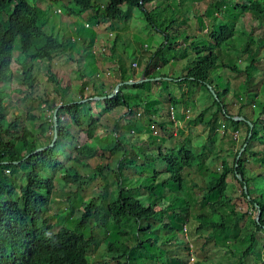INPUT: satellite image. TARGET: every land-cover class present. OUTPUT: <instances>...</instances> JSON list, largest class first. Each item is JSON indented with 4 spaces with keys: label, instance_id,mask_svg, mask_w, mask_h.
<instances>
[{
    "label": "trees",
    "instance_id": "trees-1",
    "mask_svg": "<svg viewBox=\"0 0 264 264\" xmlns=\"http://www.w3.org/2000/svg\"><path fill=\"white\" fill-rule=\"evenodd\" d=\"M75 1L82 9H92L91 0ZM153 1L155 0H111L108 7L104 9L102 17L108 20H118L126 13L123 7L138 8L144 13L149 25L160 30L155 15L156 9L149 10ZM245 3L237 4L235 8L237 14L242 13L239 12V8H241L245 13L253 11L260 17L264 16V0H246ZM37 11L36 7L27 0H0V82L11 81L14 72L13 64L16 61L14 47L16 41L19 40L21 56L16 71L23 74V83L27 87L29 96L34 95L36 78L33 77V72L35 65L47 62L50 69L54 66L56 57L73 54L76 50L79 52L78 43H73L72 37L69 41L62 42L59 37L47 33L44 24L39 23ZM96 14H99L98 10H96ZM161 32L166 34V45L164 44L149 61V67L145 72L146 78H161V80L171 78L170 72L166 73L165 70L159 68L160 62H157L163 49L170 44L171 35L162 30ZM236 34L237 30L234 25L222 24L218 30L213 28L209 31L208 41L195 40L194 37L192 40L189 36L186 39L189 45L184 46L186 48L185 55H194L195 59L186 73L182 74L183 80L179 83L203 86L214 101L201 114V120L199 117L195 121L199 120L204 125V118H207L206 112L214 110L209 124L211 128H214V123L219 118L224 119L226 130H234L243 124H246L247 128V136L243 143V146L245 144L247 146L239 159L240 150L234 154V161L231 165L227 160L223 161L220 175L211 182L205 183L204 196L200 203L208 204L211 207V215L200 213L196 216L199 225L194 228L197 235L193 241L196 239L206 242L214 241L217 232L229 226L226 223L227 216L222 210L233 201L231 197L227 196L230 175L241 186V195L250 204L249 206H252L255 212L260 208V219L257 221L256 217H252L253 224L257 230H264V195L253 196L254 193L256 194V189L250 185L251 179L247 176V164L250 162H253L258 167L260 175L264 176V151H256L254 148L256 143L264 146V99L260 103L249 101L244 105H239L237 113L231 112L229 103H226L229 84H226V87L220 82L217 84V77H215V74L223 72L228 75L229 72L226 70L233 72L229 73L232 76L245 73V84L250 88L260 63L264 62V40L260 41V39L263 47L258 48V51L250 49V45L242 51L250 57V62L245 65L244 69H239L234 65L235 59L227 61L229 57L225 55L226 49L227 53L232 51L228 47L230 44L232 45ZM250 39L253 41L252 36ZM170 50L172 51L171 48ZM167 62L169 61L167 60ZM156 70L158 71L151 73ZM50 74V80L57 85L55 91L60 99L58 102L54 100L49 107L50 115H37L30 112L26 115L27 117L24 113L10 115L11 105L7 102L11 99V94L0 89V264H92L94 259L90 257L102 243L105 245L104 251L112 255L109 261L114 260L115 264H123L122 259H126L125 264H142L137 253L142 255L145 253L149 258L148 264H164L165 259L172 264L182 263V259L169 255L172 248L168 249L167 247L168 236L159 240L154 234V227L158 226L155 221L162 222L157 231L166 230L173 233L174 230L171 225L162 221L163 209H158V206L168 199V190L182 196L186 169L196 167L200 168L202 173L211 171L203 162L206 153L195 154L191 147H188L189 142L179 150L170 149L167 153L160 151L158 156L166 164L170 176L164 181H159V171L155 170L151 173L146 169V163H143L140 165L142 166L141 171L147 172L143 173L146 175L143 179L146 185H139V180L134 181L123 172V169L127 168L138 169V165L131 166L125 162L128 151L132 148H128L130 140L124 138L121 133L119 117L112 120V125H109L108 121H102V118L104 115H113L120 108L125 109L126 112L123 115L128 116L125 130L129 131L131 140H136L140 137L141 127L148 131L147 122L139 121L135 115L143 109L145 115L150 113V127L155 122V129L158 128L160 132L167 133L169 125L172 128L174 124L172 116L164 118L160 122L161 124L154 118L157 116L154 113L161 109L159 106L164 104L154 99L152 90L144 89V84L124 85L116 96L94 100L95 103L104 104L100 112H95L87 105L90 102L89 98L111 94L118 83H115L111 90H105L103 84L100 83L92 84L90 86L91 93L85 92L84 88L87 86L85 83L82 85L81 95L78 97L75 96L76 94L72 92L71 88L62 87L54 74L51 72ZM220 78L223 81L222 75ZM210 86L214 88V92ZM137 93L144 94L147 101L142 97H136ZM193 94L194 91L189 92L190 96ZM186 95L187 93L184 92L183 97ZM36 97L40 100L41 106L50 103L48 98L40 95ZM169 97V103L172 106H177L176 96H173L172 93L169 94ZM61 102L63 106L58 111L57 141L46 151L34 153L38 148L52 143L54 138L53 109ZM155 103L159 108H153ZM257 104H259L258 115L255 111ZM65 115L70 117L77 127L85 129L86 140L84 142H81V139L71 131L72 124L69 121H63ZM235 116L244 117L246 121L253 124L250 140H248L249 125L245 122L234 121ZM27 120L34 121V129L30 128ZM132 131L136 134L131 133ZM153 138L154 136L151 135V139ZM90 141H94L97 147L92 146ZM68 147H72L70 155L74 157L70 163L62 161L60 158ZM105 151L109 153L108 156H111L107 162L95 165V169L90 175H84L80 167L90 168L88 159L105 158ZM115 156H117L118 170H113V166L111 167V163H109ZM15 168H18L17 171H21L23 174L20 185H16L12 179ZM7 170H10L9 174H7ZM107 173L115 175L114 182L108 181L109 174ZM8 175L10 176L8 177ZM239 175L243 178L242 181L239 180ZM56 180H59L63 186L60 193L66 211L70 215L78 210L79 223L74 229L58 226L63 223L57 222V216H50V213H47L51 203L59 199L54 196L57 190ZM160 180L163 179L160 178ZM95 181L102 185L103 192L108 187H114V189L108 194L106 193V196L105 193L95 196L87 188L91 182ZM245 186L247 193L244 189ZM142 190L149 193L147 205L138 195H135ZM115 192H117V197L109 198V196L113 197ZM17 195L18 198H16ZM239 211L234 210L237 224L245 221L248 216L247 212ZM171 236L173 237V235ZM254 237L253 235L252 240ZM190 242L188 239L187 242L179 243H182V246L190 251ZM174 245H176L175 241ZM95 255L97 254L95 253ZM249 255V250H245L242 257L239 258L238 264H246L245 258ZM257 256L256 258L259 260L260 253ZM196 264L204 263L197 261ZM260 264H264V261Z\"/></svg>",
    "mask_w": 264,
    "mask_h": 264
},
{
    "label": "rangeland",
    "instance_id": "rangeland-1",
    "mask_svg": "<svg viewBox=\"0 0 264 264\" xmlns=\"http://www.w3.org/2000/svg\"><path fill=\"white\" fill-rule=\"evenodd\" d=\"M27 1L36 7V11L38 10L37 14L39 19H37L39 20V23H42L43 20H45L46 27H44V29L47 33L59 37L62 42L65 40L69 41L71 37L74 36L75 41L78 43L77 49H79L81 45L84 46L82 47V51L79 50L78 52L76 50L73 54H63L56 57L54 66L52 68L50 67V69L47 62L35 65V70L33 72V77L36 78L34 83V95L29 96L27 93V87L24 86L23 83V74L16 71L21 56V45L20 41L17 40L14 47V58L16 61L14 62L15 64H13L14 72L11 81L8 83L0 82V89L11 94V99L7 102L11 105L10 115L13 113H24L25 117H27L26 115L29 112L37 115L51 114V110H48L49 107L53 104L54 100L58 102L60 99L56 95V83L50 80V72L57 77V81L62 87H72V92L78 97H80V90L85 83H87V86L84 88L85 92L91 93L90 86L92 84H99L105 80L116 79L121 76L133 79L138 76L139 80H141L149 67V61L151 58L161 50L164 44L166 45V34L162 33L161 30L167 32L171 35L169 40L170 44L167 45V48L163 49L157 62H160L158 64L159 68L165 71H172L173 68H176L174 71L175 77L164 78V80H160L161 78H154L143 83V87L144 89L152 90L154 99L164 104V108H162L163 106L161 105L159 106L161 109L154 113L157 115L154 118L159 121V124H161L160 121L164 118H167L169 115H174L175 119H173L174 124L172 127L176 130V133L179 134L181 123L175 124V120L181 119L184 122V129L189 128L191 135L187 139H185V134L174 137V134L170 131L169 138L165 139L164 136L161 135V132L158 131V128L155 129V122L150 127V113L149 115H145L144 110H139V112L142 113V116L135 113L136 119L147 122L149 132L145 135V142H143L145 143V146H143L142 149H139V153L142 155L143 160L146 163V169L151 173L155 170L159 171L158 173H160V175L158 176V180L164 181L170 175L167 171L166 164L161 161L158 156L159 152L162 151L163 153H167L170 149L179 150L184 144L190 141L188 147H191L195 154L203 153V151H206L207 154H209L208 159L205 156L203 162H207L211 171H205L202 173V170L196 167L186 169L184 172L185 182L183 184L185 188L182 196L168 190V199L161 202L158 206V209H163L162 213L164 217L162 221L171 225L174 229L173 233L166 230L157 231V229L161 227L162 222L155 221L158 226L156 228L154 227V234L157 235L159 240L168 236L169 242L167 247L168 249L172 248L169 255L182 259V263L180 264H196L197 261H202L204 264H238V261L240 260L239 258L242 257L245 250H249L250 253V255L245 258L246 264H260L263 262L264 230H257L253 224L252 217H256L257 212H255L254 208L249 206L250 204L242 197L241 186L234 180L232 175H230L228 179L229 184L227 196L232 197L233 201L222 210L224 215L227 216L226 223L229 226H227L226 229L218 231L214 241L206 242L201 239L193 241L197 235L194 228L199 225V222L196 221V216L200 215V213L211 215V207L208 206V204L202 205L199 203L202 202L201 200L204 196L203 191L205 189V183L211 182L214 178L220 175L222 171V162L224 160H228L229 158L230 161H234V154L242 149L244 140L247 136V128L246 124L240 125L237 130L238 136L236 137L233 131L229 133L226 130L224 133H220V130H222V123L220 120H223L222 118H219L214 123V128H211L209 125L211 115L214 112V110H212L211 112L207 111L205 115L207 118H204L205 124L203 125V128L207 130H203V132L199 131V128L197 127L201 124L199 121L201 120L200 116L207 107H210L213 104V98L203 86L192 83L180 84L179 81L181 80L174 79L181 78L183 76L182 74L186 73V70L195 59L194 55H185L186 48L184 46L189 45V42L186 41L187 37L190 36L192 40L194 37L195 40L197 39L199 41L209 40L208 35L205 34L204 36H201L199 33L200 31H197V29H200L197 27H200L202 23H204L203 25L206 26L208 32L213 28L218 30L222 24L234 25L237 34L234 37L232 45L230 44L231 46L229 45L228 47L231 48L232 51L227 53L225 47V55H228L229 57L227 61L235 59L234 65L239 69H244L245 65L250 62V57L242 51H244L248 45H250V49L253 51H258V48L263 47V44L260 41L264 40V16L260 17L259 14L253 11L245 13L241 8H239V12L242 13L237 14V9H235L237 4H246V0H155L150 4L149 10L156 9L155 15L161 28L160 30H156L149 25L144 13L138 8L129 9L128 6H125L126 13L118 20H108L103 18L102 14L104 9L108 7L111 0H91L94 2V4H92V9H82L77 5L75 0ZM45 7L47 11L43 12L42 10ZM96 10L99 11V14H96ZM243 13L245 14L243 15ZM68 15L71 16L72 19H69ZM241 15H243V17H241ZM186 22H188L187 25ZM51 28H53V30H51ZM206 30H204V33ZM94 31L98 33L94 35L97 37L96 44L93 42V37H90L94 34ZM62 32L64 34L63 37ZM91 32L92 34L89 36ZM250 36L253 37V41L250 39ZM81 42H83V44ZM119 42L120 44L118 45H121V42H123L126 46V50L118 48V53L121 56L119 61H115L112 55H109L108 53L107 55H104V52L102 51L104 48L112 47ZM71 56H73V59H71ZM167 60L169 62H167ZM172 60L173 62H170ZM136 64L138 65L137 68H135ZM259 66V70L255 74L253 84L250 85V88L245 84V73L232 76L229 73L232 74L233 72L226 70L229 72L228 75L225 72H220L222 74H215V77H217V84L220 82V84L225 87L226 84H229V94L226 103H229L231 108L232 103L244 105L249 101L251 103H254V101H258L259 103L260 101H263L264 62H261ZM157 71L158 70L155 72ZM221 75L223 81H221ZM114 84L115 83L112 85ZM112 87L113 86H108V90L113 89ZM192 91H194V94L190 96L189 92L191 93ZM184 92H186L187 95L183 97ZM172 93L173 96H176L178 99V105H173L174 110L171 109L172 105L169 103V94ZM38 95L48 98L50 103L46 106H41L39 104L40 100L36 97ZM206 100L208 102H205ZM89 101L90 102L87 105L93 108L95 112H100L104 106L101 102L94 104V100ZM256 106L255 111L258 115L259 104ZM154 107L156 108L158 105L155 103L153 104V108ZM153 108L151 110L152 112ZM213 108L216 109L217 106L216 108ZM236 108L237 107H235V109ZM122 110L123 109L120 108L115 111L113 115H104L102 121H108V124L112 125V120L119 117L118 123L120 124ZM188 111H191L193 119L187 121L185 118L189 114ZM196 118H199L197 122L195 121ZM63 121H69L72 124L71 131L75 136H78L79 139H81V142L86 140L84 128L77 127L72 119L66 115L63 116ZM27 124L30 125L31 129H34V121L27 120ZM156 131L159 134H155ZM182 131L184 133L185 130ZM151 135L154 136V140L151 139ZM90 143L92 146L97 147V144L94 141H90ZM254 148L256 151H264V146H261L259 143H256ZM71 149L72 147H68L67 150H65L66 152L64 155L60 156L62 161L70 163V161L74 159V157L70 155ZM132 150L137 151L136 146H133ZM228 151H231V154H229ZM108 155L109 153L106 152L104 153L105 158L100 160L95 157L88 159L90 168H84L81 166V172L84 175H90L95 169V165L99 163L105 164L107 162V159L111 157ZM109 163H111V167L113 166V170H118L117 156L111 158ZM248 164L247 176L252 178L259 170L256 171L258 167L255 166V164ZM207 165L206 167H208ZM218 167L220 168V171H218ZM128 169L129 168H127V170L123 169V172H125L127 176L133 178L134 181L139 180V185H146L145 180H143L146 176L143 173L146 171H141L142 166L140 164L138 165V169ZM14 170V178L12 179L16 185H20L21 179H23V176L21 175L23 174H21V171H17L18 168H15ZM259 173L256 176H258ZM9 176L10 175H8V177ZM114 177L115 175L113 173L109 174L108 181L114 182ZM160 178L163 180H160ZM262 181L258 180L255 183L259 188L253 196L264 195V184H262ZM250 185L254 187V183L250 182ZM62 187L60 181L56 180L57 190L54 196L59 197V199L51 203L50 207L47 209V213H50V216H57V222L63 223L58 226H66L69 229H74L79 223L78 210L74 213H70V215L66 211L60 193ZM87 188L90 192H93L95 196L101 195L102 193H105L106 196V193L108 194L114 189V187H108L107 190L103 192L102 185L97 181L91 182ZM144 190L140 193H135V195H138L142 202L147 205L149 193ZM116 197L117 192L114 193L113 197L109 196V198L114 199ZM16 198H18V195ZM89 198H86V200H89ZM187 204H189V206H187ZM234 210L247 212L248 216L245 218V221L237 224L234 219ZM231 219L233 221H230ZM229 221L233 223L230 224ZM205 234L209 236V234ZM253 235L255 236L254 240H252ZM188 239L191 241L189 244L190 251H187V248L182 246V243H179L187 242ZM174 241L176 242V245L173 246ZM228 241L232 244L229 245ZM104 249L105 245L102 243L95 252L97 255L94 253L90 257L94 259V261L91 262L92 264L116 263L114 260L109 261V258H112V255L107 254ZM259 253L261 256L258 260L256 257H258L257 255ZM137 257L142 260V264H148L147 261L149 258L146 257L145 253L143 255L137 253ZM121 261L123 264L126 263V259H122ZM164 262L166 264H172L170 261H167V259H165Z\"/></svg>",
    "mask_w": 264,
    "mask_h": 264
},
{
    "label": "crops",
    "instance_id": "crops-1",
    "mask_svg": "<svg viewBox=\"0 0 264 264\" xmlns=\"http://www.w3.org/2000/svg\"><path fill=\"white\" fill-rule=\"evenodd\" d=\"M91 4H94V2H92L91 1ZM123 9L125 10V7H123ZM43 12H45V11H47V9H46V7L45 8H43V10H42ZM59 13H60V11H59ZM68 18L69 19H72V17L71 16H69L68 15ZM187 23L188 22H186V25H187ZM41 24H44V27H46V22H45V20H43V22L41 23ZM204 23H202V25L200 26V27H197V28H200V29H197V31H200L199 33L201 34V36H204L205 34L206 35H209V32H208V29L206 28V26H204L203 25ZM207 29V30H206ZM51 30H53V28H51ZM204 30H206L205 31V33H204ZM61 32V31H60ZM92 34V32L89 34V36ZM96 34H98L96 31H94V34L93 35H91L90 37H93V42L96 44L97 43V37H95L94 35H96ZM63 32H62V37H63ZM72 42L74 43V42H76L75 41V37L74 36H72ZM82 44H83V42H81ZM76 44H77V42H76ZM118 44H120V42L119 43H117V44H114L112 47H107L106 49L104 48V50H102L103 52H104V55H107V53L109 54V55H112V57L114 58V60L115 61H119L120 59H121V56L119 55V53H118V48H121V49H123V50H126V46H125V44L123 43V42H121V45H118ZM84 45H81L80 47H79V49L78 50H81L82 51V47H83ZM104 47V46H103ZM188 58V57H187ZM186 58V59H187ZM79 59H82V58H79ZM55 61V60H54ZM136 68V67H135ZM175 69L176 68H173V70L172 71H166V73H169L170 72V77L172 78L173 76L175 77V74H174V71H175ZM153 72H155V71H151V73H153ZM177 73V72H176ZM145 75V74H144ZM173 77V78H174ZM131 79H133V78H128V77H124V76H121L120 78H116V79H109V80H105L104 82H102V83H100V84H103V86L105 87V90H108V86H113L112 84L113 83H121V82H125V81H128V80H131ZM146 79H151V78H146ZM133 80H139V77L137 76L135 79H133ZM161 80V79H160ZM175 80V79H174ZM177 80H183V77H181V78H177ZM72 88V87H71ZM72 90H73V88H72ZM136 97H142L143 99H145L146 101H147V99H146V96L144 95V94H142V93H137V95H136ZM205 102H208L207 100L205 101ZM204 103V102H203ZM94 104H95V102H94ZM93 104V105H94ZM232 105H233V107L231 108V106H230V109H231V112H234V113H237L238 112V107H239V105H237L236 103H232ZM235 107H237L236 109H235ZM141 110H143V109H141ZM124 112H126V110H122V114L120 115L121 116V123H120V125H121V133L123 134V137L124 138H127V140L129 141L130 140V143H129V145H128V148L130 149V148H132L133 146H136V148H137V151H132L131 149H130V151H128V156H127V159L125 160V162L128 164V165H134V166H136V165H139V164H143V163H145V161L143 160V157H142V155H140V150L139 149H141V148H143V146H145V143H143V141L145 142V135L148 133V131L147 130H144L143 129V127H141V132L139 133L140 134V137L139 138H136V140L134 139V140H131V138L129 137V135H130V133H129V131H127V130H125V125H126V123H127V117L128 116H124L123 115V113ZM189 112V114L187 115V117L185 118L187 121L190 119V120H192L193 119V117H192V114H191V111H188ZM138 114L140 115V116H142V113L141 112H138ZM145 117V116H144ZM180 120V121H179ZM158 121V120H157ZM160 122H162V121H160ZM220 122L222 123V130H220V133H224V131H226V128H225V122H224V119L223 120H220ZM144 123H146V122H144ZM158 123H159V121H158ZM181 123V127L179 128V134L178 133H176V130L172 127L171 128V125H169V131L167 132V133H165V132H161V135L162 136H164V138L165 139H168L169 138V134H170V131L174 134V137H178V136H181L182 134H185V139H187V138H189L190 137V135H191V132H190V129L189 128H185L184 129V122L181 120V119H176L175 120V124H180ZM156 125H157V123H156ZM197 128H199V131H202L203 132V130H207V129H204L203 128V125H202V123L199 125V127H197ZM239 128V127H238ZM238 128H236V129H234V130H227V132H229V133H231L232 131L235 133V137L236 136H238V132H237V130H238ZM182 130H185L184 131V133H183V131ZM159 131V130H158ZM131 133H133V134H136L135 132H131ZM233 133V134H234ZM155 134H159L157 131L155 132ZM237 134V135H236ZM137 141V142H136ZM190 142V141H189ZM159 143H161V142H159ZM132 145V146H131ZM203 152H205L206 153V157H207V159H208V156H209V154H207V152L206 151H203ZM228 153L229 154H231V151H228ZM208 161V160H207ZM224 161H226V160H224ZM227 162L231 165L232 163V161H230L229 160V158H228V160H227ZM206 163V165H207V162H205ZM223 163V162H222ZM251 164H253L254 165V163L253 162H250ZM249 164H247V166H248ZM208 166V165H207ZM256 166V165H255ZM209 167V166H208ZM222 167V166H221ZM210 169V168H209ZM124 170H127V169H124ZM128 170H132V169H128ZM259 169H256V171H258ZM186 171V170H185ZM218 171H220V168L218 167ZM258 173H259V171H258ZM257 173V174H258ZM257 174H255V176H253L252 178L250 177V179H251V182L252 183H254V187H255V189L257 190L259 187H257L256 186V182L259 180V181H262V184H264V176H261L260 175V173H259V175L258 176H256ZM229 179V178H228ZM229 181V180H228ZM193 182H195V181H193ZM196 183V182H195ZM197 184V183H196ZM229 184V183H228ZM185 188V187H184ZM231 199H233L232 197H231ZM200 203V202H199ZM234 219H235V221H236V217H234ZM233 223V222H232ZM231 223V224H232ZM228 244L229 245H231L232 243L230 242V241H228Z\"/></svg>",
    "mask_w": 264,
    "mask_h": 264
},
{
    "label": "water",
    "instance_id": "water-1",
    "mask_svg": "<svg viewBox=\"0 0 264 264\" xmlns=\"http://www.w3.org/2000/svg\"><path fill=\"white\" fill-rule=\"evenodd\" d=\"M151 79H146V75L143 76V78L141 80H131V81H125V82H121V83H118L116 86H115V89L113 90V92L111 94H108V95H102V96H94L92 98H89V100H103L105 98H112L114 96H116L119 91H120V88L123 87L124 85H139V84H143L145 83L146 81H150ZM210 88L212 89V91L214 92V88L212 86H210ZM83 102L85 100H82ZM63 106V103H60L57 105V107L54 109V112H53V122H54V138H53V141L50 145L48 146H45V147H42V148H38L34 153H39V152H43V151H46L47 149L51 148L52 146H54L55 142L57 141L58 139V125H59V122H58V111L59 109ZM234 121L236 122H245L249 125L250 127V134H249V138L248 140L251 139L252 137V131H253V124L250 122V121H246V119L244 117H239V116H235L233 118ZM246 146L247 144H245L243 146V148L241 149V151L239 152V156H238V159L239 157L242 155V153L245 151L246 149ZM239 180L242 181L243 178L239 175L238 176ZM246 193H247V187L245 186L244 187ZM256 207L259 208L258 205H256ZM260 216H261V210L260 208L258 209L257 211V216H256V220L259 221L260 219Z\"/></svg>",
    "mask_w": 264,
    "mask_h": 264
},
{
    "label": "built area",
    "instance_id": "built-area-1",
    "mask_svg": "<svg viewBox=\"0 0 264 264\" xmlns=\"http://www.w3.org/2000/svg\"><path fill=\"white\" fill-rule=\"evenodd\" d=\"M135 67H137V65H135ZM171 109H172V110H174V107H173V106H171ZM172 118H173V119H175V116H174V115H172ZM6 172H7V174H8V173H9V170H7Z\"/></svg>",
    "mask_w": 264,
    "mask_h": 264
},
{
    "label": "clouds",
    "instance_id": "clouds-1",
    "mask_svg": "<svg viewBox=\"0 0 264 264\" xmlns=\"http://www.w3.org/2000/svg\"><path fill=\"white\" fill-rule=\"evenodd\" d=\"M137 68V67H136Z\"/></svg>",
    "mask_w": 264,
    "mask_h": 264
}]
</instances>
